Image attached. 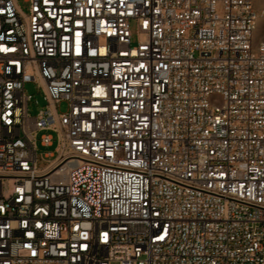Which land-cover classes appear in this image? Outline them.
<instances>
[{
	"label": "built area",
	"instance_id": "built-area-1",
	"mask_svg": "<svg viewBox=\"0 0 264 264\" xmlns=\"http://www.w3.org/2000/svg\"><path fill=\"white\" fill-rule=\"evenodd\" d=\"M25 1L0 0V264H264L252 1Z\"/></svg>",
	"mask_w": 264,
	"mask_h": 264
},
{
	"label": "rangeland",
	"instance_id": "rangeland-1",
	"mask_svg": "<svg viewBox=\"0 0 264 264\" xmlns=\"http://www.w3.org/2000/svg\"><path fill=\"white\" fill-rule=\"evenodd\" d=\"M19 5L25 10L27 8V2L25 0H17ZM253 3V7L257 11V22H256V28L253 34V37L255 40L264 39V0H251ZM130 27L132 30V42L134 43L136 41V24L134 21H131ZM25 89L28 93H31L33 95L32 100L29 102L28 109L31 115H35L38 110L43 106L44 102L42 100V94L36 90V87L33 83L28 82L25 84ZM35 100H37V104L35 103ZM57 109L59 112H64L67 109L66 102H60L57 105ZM43 132H39L38 137ZM52 133V144L50 146H41L39 145V151L42 153V155L46 152H55V148L57 146V139L56 134ZM52 157H47L45 160H50Z\"/></svg>",
	"mask_w": 264,
	"mask_h": 264
}]
</instances>
